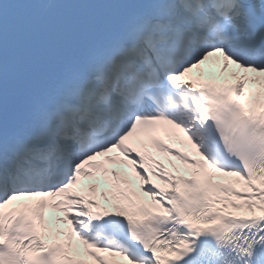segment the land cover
Instances as JSON below:
<instances>
[{
  "label": "snow or ice",
  "instance_id": "1",
  "mask_svg": "<svg viewBox=\"0 0 264 264\" xmlns=\"http://www.w3.org/2000/svg\"><path fill=\"white\" fill-rule=\"evenodd\" d=\"M0 264H264V0H0Z\"/></svg>",
  "mask_w": 264,
  "mask_h": 264
},
{
  "label": "bare ground",
  "instance_id": "2",
  "mask_svg": "<svg viewBox=\"0 0 264 264\" xmlns=\"http://www.w3.org/2000/svg\"><path fill=\"white\" fill-rule=\"evenodd\" d=\"M181 136H182V134H181ZM184 148H185V146H184ZM186 149V148H185ZM186 150H188L189 151V154H191V150H189V149H186ZM159 155V153L156 155V156H158ZM166 160V159H165ZM177 163H179L178 161H177ZM158 183H160L159 181H157ZM145 199H148V198H145ZM46 217H47V219H48V221H49V223H51V218L49 217V216H47L46 215Z\"/></svg>",
  "mask_w": 264,
  "mask_h": 264
},
{
  "label": "rangeland",
  "instance_id": "3",
  "mask_svg": "<svg viewBox=\"0 0 264 264\" xmlns=\"http://www.w3.org/2000/svg\"><path fill=\"white\" fill-rule=\"evenodd\" d=\"M161 159H166V157H164V155L160 156Z\"/></svg>",
  "mask_w": 264,
  "mask_h": 264
}]
</instances>
